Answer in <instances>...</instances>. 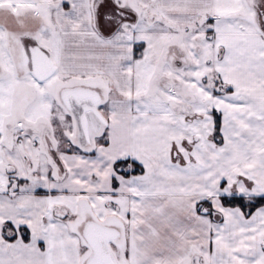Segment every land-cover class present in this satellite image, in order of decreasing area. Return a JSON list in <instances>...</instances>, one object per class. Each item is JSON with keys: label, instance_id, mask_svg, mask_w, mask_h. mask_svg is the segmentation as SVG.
Segmentation results:
<instances>
[{"label": "snow or ice", "instance_id": "6c2138e0", "mask_svg": "<svg viewBox=\"0 0 264 264\" xmlns=\"http://www.w3.org/2000/svg\"><path fill=\"white\" fill-rule=\"evenodd\" d=\"M0 264H264V0H0Z\"/></svg>", "mask_w": 264, "mask_h": 264}]
</instances>
